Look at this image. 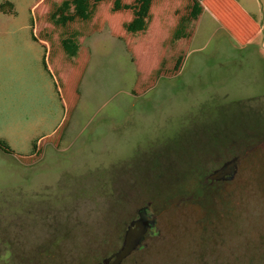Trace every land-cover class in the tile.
Masks as SVG:
<instances>
[{"label": "rangeland", "instance_id": "obj_1", "mask_svg": "<svg viewBox=\"0 0 264 264\" xmlns=\"http://www.w3.org/2000/svg\"><path fill=\"white\" fill-rule=\"evenodd\" d=\"M7 1L14 9L0 12V137L16 156L0 151V264H100L145 205L161 215L141 264H264V13L252 42L251 23L235 6L205 0L191 37L174 42L192 0H154L148 31L135 36L124 29L132 11L114 13L115 0L102 2L91 21L61 28L51 13L64 0L0 3ZM243 2L256 8L257 0ZM31 19L51 52L46 63L63 107L56 112L47 98L54 88L38 72L43 49L31 40ZM217 118V132L233 140L225 156H236L235 141L249 145L242 202L232 188L217 206L177 207L194 161L215 153L203 142ZM57 126L31 155L28 138Z\"/></svg>", "mask_w": 264, "mask_h": 264}, {"label": "trees", "instance_id": "obj_2", "mask_svg": "<svg viewBox=\"0 0 264 264\" xmlns=\"http://www.w3.org/2000/svg\"><path fill=\"white\" fill-rule=\"evenodd\" d=\"M105 0H64L60 5H54L56 7V10L51 13V20L53 24L57 27H65L67 24L71 22H75L77 20L89 22L91 21L95 14L98 11L99 5L104 2ZM203 0H192V4L189 6V11L186 16H183L176 28V30L173 33V41L176 42L181 39H188L191 37V27L193 22L198 21L201 15L204 12V7L202 5ZM154 0H134L132 4L124 3V0H115L113 4L112 11L114 13L124 11V10H130L132 11V19L124 24V29L126 33L130 35H138V34H145L152 22L153 15H152V7H153ZM8 5L11 7V9H14V5L11 2H4L0 3V12H3L7 14V12L4 10V7ZM12 11V10H11ZM10 11V12H11ZM58 20V23L54 22L56 19ZM31 30H32V38L36 40L34 34H33V20L31 19ZM69 38V37H68ZM63 40V46L66 50V46L68 44L69 39ZM73 39L79 38V36L70 37ZM182 57H180L177 61V64L175 66V70H179L180 65L182 63ZM44 68L48 70L46 59L43 60ZM223 120L222 118H217L216 120L212 121L211 130H210V138L218 139L220 140L219 135L221 137V131L220 133L217 132L220 127L217 126L219 124V121ZM250 134H245L244 137H249ZM233 140L228 141L229 143H232ZM245 141V139L243 140ZM37 144L38 141H35L32 146V154H34L37 150ZM245 146V142H244ZM249 146V145H248ZM246 146L245 148H248ZM0 150L9 156H15V151L11 148L10 144L3 139H0ZM193 182V180H192ZM169 198V197H168ZM172 198L167 199L166 202H164L163 207H166ZM173 200V199H172ZM176 200V199H174ZM164 201V199H163ZM152 205L153 204H162L160 202H157L156 199H152ZM157 205V206H158ZM143 246L141 245L135 253L138 254V258L135 260L132 259L133 255L135 253L127 258L122 264H127L128 261L131 260L130 264H141L143 261V258L146 257L145 252H141L143 250Z\"/></svg>", "mask_w": 264, "mask_h": 264}, {"label": "flooded vegetation", "instance_id": "obj_3", "mask_svg": "<svg viewBox=\"0 0 264 264\" xmlns=\"http://www.w3.org/2000/svg\"><path fill=\"white\" fill-rule=\"evenodd\" d=\"M207 140L208 141H205L203 143L207 144L209 146V148L214 147L215 153H212L211 151H209L208 153L204 152L203 158L200 157L198 161H194V165H192V169H191L192 170L191 174L193 176V178H192L193 182L188 187H185V188L177 191V193H179L178 197H177L178 201L176 202L177 207H179L181 204L187 203V202L191 203L194 206L198 202L208 201V200L211 203H213V205L217 206L221 202V198L223 196H227L228 193L235 191V190H233L234 188L237 189L235 192H240V195H241V197H240L241 201L238 200L237 202L238 203L242 202L243 193H242L241 187H239V185H240L239 182L244 180V174H245L244 172H245V170H248L247 167L249 165L248 161H249V157H250L249 156L250 151L246 152V153H244V151H243L245 148V146H244L245 141H243L244 139H242V141H235L237 152L235 154L236 156H234L232 158H228L227 156H225L226 149L228 148L229 144H231L228 142V140H225L222 137L220 138V140H218V139L211 140V138L210 139L208 138ZM257 148H259V143L257 145ZM218 149H223V151H218ZM216 156H223V158H221L223 160L220 159L219 163L217 164V167H215L214 169H210V170L204 169L205 163H206L205 161L207 159L209 160L211 158H215ZM246 156H249L247 158V161L244 160ZM234 159H238V163H237V166L235 168L234 176L225 175V178H223L222 180L212 179V176L217 171L221 170L228 162H231ZM244 161H246V162H244ZM201 166H203V167H201ZM229 195L231 196V194H229ZM237 196H238V193H237ZM166 198L167 197H165L164 200ZM238 203H236V204H238ZM173 205H174V203H173ZM143 207H148V213L150 215L157 216L156 226L154 228L148 229L147 234L145 235V238L143 239L142 243L140 244V246L142 245L143 247H145L146 246L145 243L149 239V237H155L159 234L158 233V222H159V217H160L161 213L155 214L151 209V205H145V206H142L141 208H143ZM140 209H138L137 214L135 215V218L133 220L138 218V212ZM140 246H138L135 249V251ZM6 251L9 254H11L9 250H6ZM135 251L132 253V255L135 253Z\"/></svg>", "mask_w": 264, "mask_h": 264}, {"label": "crops", "instance_id": "obj_4", "mask_svg": "<svg viewBox=\"0 0 264 264\" xmlns=\"http://www.w3.org/2000/svg\"><path fill=\"white\" fill-rule=\"evenodd\" d=\"M203 1H205V0H203ZM203 1H202V3H203ZM208 1V0H207ZM230 3H231V6L233 5V6H235V10L237 11V14H241L242 15V17L245 19V20H247V21H249L250 23H251V26H250V28H251V30L253 31V33H252V35H251V41L253 42L255 39H257V38H259L260 36H261V34L263 33V26H259V20H258V17H260L261 16V14L262 13H264V1H262V0H257V2H256V8H254V7H252V6H250L248 3H244L243 2V0H228ZM204 4V3H203ZM202 4V5H203ZM212 6H216V5H213L212 4ZM232 6V7H233ZM204 7V6H203ZM207 8V7H206ZM219 8V7H218ZM231 8V7H230ZM221 12H223L222 11V8H220L219 9ZM204 13H206V11H205V7H204V12H203V14ZM223 13H227V12H223ZM202 14V15H203ZM257 17V20L256 19H254L253 17ZM54 27H56L55 25H54ZM33 34H34V30H33ZM30 36H31V40L33 41V42H35V43H37V45H39V46H41L38 42H37V37L35 36V38H36V40H34L33 38H32V30H31V26H30ZM67 38H63V39H61V43H60V46H61V48H62V50H63V40H66ZM44 42V44L45 45H47L46 44V42L45 41H43ZM42 47V49H43V53L41 54V56L39 57V64L41 65L40 67V71L38 70V72H39V74H40V76L41 77H48V79H49V81L51 82V84H52V87L54 88L53 90H52V93L50 94H48V104L49 105H51V106H53L54 107V109H55V112H56V110H60L61 109V107H62V105H61V98H60V94H59V86H58V80H57V78H56V76L52 73V70L50 71V69H51V67L50 66H47V68H48V70L49 71H47L45 68H44V64H43V60H44V58L47 60V62H48V60H49V56H50V49H49V47H48V50H46V47H43V46H41ZM63 52H64V50H63ZM66 52H64V54H65ZM65 56H66V54H65ZM63 108V107H62ZM41 112H40V116H41V119L39 120V122H36L37 124H41V123H43L44 122V118H43V109H44V105H42L41 106ZM27 115V114H26ZM25 115V116H26ZM26 117H29V115L28 116H26ZM25 121H29V120H27V118H25L24 119ZM8 123H13V122H8ZM58 127L59 126H57L51 133H43V134H40V135H32V136H30L29 138H28V141H31V144H32V146H33V143L35 142V141H38V143H39V141L41 140V139H43L44 137H48V136H50L51 134H53L57 129H58ZM0 139H3V140H6L9 144H11V141L10 140H8L6 137H0ZM38 148V147H37ZM14 149V148H13ZM39 150V149H38ZM38 150H37V152H38ZM1 151V150H0ZM14 151H15V149H14ZM29 153L32 155V149L29 151ZM36 153V152H35ZM15 156H16V152H15ZM13 157V156H12Z\"/></svg>", "mask_w": 264, "mask_h": 264}, {"label": "water", "instance_id": "obj_5", "mask_svg": "<svg viewBox=\"0 0 264 264\" xmlns=\"http://www.w3.org/2000/svg\"><path fill=\"white\" fill-rule=\"evenodd\" d=\"M238 159L228 162L221 170L217 171L212 179L222 180L225 175L234 176ZM157 216L148 213V207H143L138 212V218L133 220L125 230L120 249L105 258L100 264H122L129 258L135 249L140 246L149 228H154Z\"/></svg>", "mask_w": 264, "mask_h": 264}]
</instances>
